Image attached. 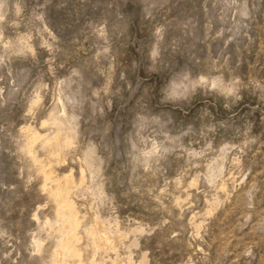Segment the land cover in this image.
Here are the masks:
<instances>
[{
  "label": "rangeland",
  "instance_id": "1",
  "mask_svg": "<svg viewBox=\"0 0 264 264\" xmlns=\"http://www.w3.org/2000/svg\"><path fill=\"white\" fill-rule=\"evenodd\" d=\"M56 251L264 264V0H0V264Z\"/></svg>",
  "mask_w": 264,
  "mask_h": 264
},
{
  "label": "bare ground",
  "instance_id": "2",
  "mask_svg": "<svg viewBox=\"0 0 264 264\" xmlns=\"http://www.w3.org/2000/svg\"><path fill=\"white\" fill-rule=\"evenodd\" d=\"M44 168H42L43 180L46 183L47 182L52 183V186L49 188V192H48L50 199L53 201L54 204L57 205L56 207L58 208V213L68 215L70 217V220L74 221L75 219L74 209L71 206V203H69L68 201V191L70 189V186L71 185L73 186L72 181L68 177H64L61 180H56V179L54 180L50 175V171L47 170L48 168L47 169ZM67 228H68L67 230L68 238L66 237L67 239L64 242V246L66 248H70L71 243L73 242L70 239L74 236L73 235L74 228L71 226V223L70 226H67ZM101 241L103 245H106L107 243L109 244V242H111V239L108 237H103ZM61 253L56 251V257H55L56 264H65V262L63 261V255L65 253L63 255Z\"/></svg>",
  "mask_w": 264,
  "mask_h": 264
}]
</instances>
